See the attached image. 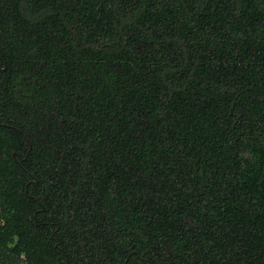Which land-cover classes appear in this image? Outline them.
<instances>
[{
	"label": "trees",
	"instance_id": "obj_1",
	"mask_svg": "<svg viewBox=\"0 0 264 264\" xmlns=\"http://www.w3.org/2000/svg\"><path fill=\"white\" fill-rule=\"evenodd\" d=\"M0 264H264V0H0Z\"/></svg>",
	"mask_w": 264,
	"mask_h": 264
},
{
	"label": "water",
	"instance_id": "obj_2",
	"mask_svg": "<svg viewBox=\"0 0 264 264\" xmlns=\"http://www.w3.org/2000/svg\"><path fill=\"white\" fill-rule=\"evenodd\" d=\"M15 155V154H14Z\"/></svg>",
	"mask_w": 264,
	"mask_h": 264
}]
</instances>
